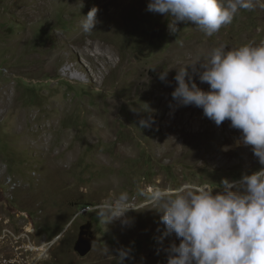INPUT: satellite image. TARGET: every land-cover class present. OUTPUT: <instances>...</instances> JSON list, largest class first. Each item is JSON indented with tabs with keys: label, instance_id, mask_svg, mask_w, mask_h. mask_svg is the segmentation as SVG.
<instances>
[{
	"label": "rangeland",
	"instance_id": "1",
	"mask_svg": "<svg viewBox=\"0 0 264 264\" xmlns=\"http://www.w3.org/2000/svg\"><path fill=\"white\" fill-rule=\"evenodd\" d=\"M48 1L0 0V264H119L120 249L123 264H167L180 240L139 192L215 193L262 167L230 121L172 98L174 77L186 67L207 91L187 64L264 43V0L212 36L191 23L170 34L149 0ZM93 7L98 23L84 34ZM123 191L140 211L103 223L97 205Z\"/></svg>",
	"mask_w": 264,
	"mask_h": 264
},
{
	"label": "clouds",
	"instance_id": "2",
	"mask_svg": "<svg viewBox=\"0 0 264 264\" xmlns=\"http://www.w3.org/2000/svg\"><path fill=\"white\" fill-rule=\"evenodd\" d=\"M252 7V0H149L147 10L171 17L170 34L179 32L178 24L191 23L212 36L231 24L240 9ZM97 12L93 7L83 16L84 34L94 31ZM187 65L209 88H198L182 67L174 77L177 87L172 98L182 106L202 108L217 126L230 121L262 167L239 181L223 180L215 193L206 186L185 185L175 192L150 188L139 195L154 205L148 208L161 213L165 234L174 233L180 240L171 245L167 264H264V43L232 50L221 45ZM166 75L161 73L160 79ZM140 125L146 127L148 122L141 120ZM129 211L140 210L132 206L127 191L110 194L96 207L97 217L105 224L117 219L127 224ZM118 252L116 258L123 264L128 251Z\"/></svg>",
	"mask_w": 264,
	"mask_h": 264
},
{
	"label": "water",
	"instance_id": "3",
	"mask_svg": "<svg viewBox=\"0 0 264 264\" xmlns=\"http://www.w3.org/2000/svg\"><path fill=\"white\" fill-rule=\"evenodd\" d=\"M91 242L88 239L81 238L78 245L77 251L80 255L85 256L91 250Z\"/></svg>",
	"mask_w": 264,
	"mask_h": 264
},
{
	"label": "bare ground",
	"instance_id": "4",
	"mask_svg": "<svg viewBox=\"0 0 264 264\" xmlns=\"http://www.w3.org/2000/svg\"><path fill=\"white\" fill-rule=\"evenodd\" d=\"M46 1H47V2H43L42 4H40L39 7H40V6H46V5H48V2H49V1H48V0H46ZM241 143H242V142L239 141V144H241Z\"/></svg>",
	"mask_w": 264,
	"mask_h": 264
}]
</instances>
